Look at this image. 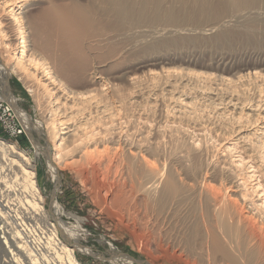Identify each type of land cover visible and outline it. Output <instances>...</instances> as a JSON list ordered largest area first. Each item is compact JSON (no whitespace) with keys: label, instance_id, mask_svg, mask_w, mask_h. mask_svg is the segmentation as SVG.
I'll return each mask as SVG.
<instances>
[{"label":"rangeland","instance_id":"1","mask_svg":"<svg viewBox=\"0 0 264 264\" xmlns=\"http://www.w3.org/2000/svg\"><path fill=\"white\" fill-rule=\"evenodd\" d=\"M62 1L69 3L71 0H57L59 3H63ZM80 1L88 6L94 4L91 5L92 12H106V7L102 4L104 2L101 3L102 0L100 2L98 0ZM91 1L93 3H90ZM35 2L34 6L26 9L29 10L26 18L28 44L38 45V52L44 63L52 66L56 72L59 71L65 75V71L61 69L62 58H59L60 47L58 43L56 44L57 38L55 37L53 43L48 46L39 40L35 43L36 40L30 26L31 21H34L35 15L49 5L50 0H36ZM128 2L132 4L133 12H145V16L142 15L144 16L142 22L136 26L129 25L130 28L127 26L116 29L117 31L115 29L114 31L112 29L103 30L104 34L107 33L105 35L109 41L106 40L102 47L108 50V47L115 48L116 46L114 50H117L114 54L120 53V58L119 62H114L112 61L114 58L111 57L114 54H109L108 64L101 67L97 86L103 87V91H99L102 97L93 96L96 98L92 100L96 101L89 102V105L79 98L76 100L71 98L69 106L74 103L76 105L71 110L65 111L64 108L59 107L61 104H56L55 98H49L42 90L38 96L33 94L31 88L27 87L28 84H24L17 75L11 73L7 78L9 87L20 98L19 105L41 124L44 133L39 135L34 129L23 126V121L13 106L5 102L0 95V140L16 145L35 162L38 173L37 181L40 188L42 186L45 189L41 191L48 196L47 212L54 219V214L50 212V199H52L50 195L54 182L48 171L44 151L49 150L54 158L56 150L47 123L50 119H55V122H60L61 127L62 121L68 122L62 127L68 126L69 128L65 131H70L61 135L65 137L64 141L62 138L58 143L66 142V145L69 144V150L67 149L64 160L58 166L62 186L56 195L65 211L62 217L69 225L78 224L69 213L83 218L82 226L87 232L85 235L82 234L80 241L83 245L90 247L91 252L84 253L74 248L75 239L69 240L61 231L57 238L68 248H74L79 262L85 264H222L220 260L200 251L199 244L195 241L197 245H192V250L195 249L192 253L188 248L189 231H193L197 222L201 223L198 213L202 210V204H200L202 199L198 197L200 196L198 192H192L188 198L185 195L179 199L175 196H169V198L167 196L160 202L161 205L164 202L165 206L157 202V205L155 204L156 206L154 205L149 211V209L144 210L145 208L140 204L144 198L142 188L153 187L156 183L152 191L155 189L153 192L158 196L163 187L162 179L169 172L174 173L183 185L204 183L214 192L219 191L220 193L228 188L225 193L237 196L239 202L241 200V204L239 203L241 208L248 215L251 214V217L255 216V222L258 220V229L263 228L259 231L263 232L261 236L264 237V206H262L263 209L260 206L257 210L251 205L256 201L261 203L260 197H264V0H128ZM0 14L3 15L1 12ZM156 17L165 21L164 26H162L163 21H158ZM178 20L184 24L181 25ZM177 21L180 23L178 27H176ZM142 24H145L146 28ZM167 25L171 28H166ZM163 27L167 30L164 31ZM179 27H181L180 30ZM130 31L132 35L129 34V36L127 34ZM134 38L137 39L134 40ZM96 54L95 50L92 54L93 63L98 61V58L95 60ZM153 56H158V59L151 60ZM143 59L151 61L144 63ZM135 77L138 81L131 82L133 81L131 79ZM65 80L73 91L87 93L89 88H93L85 81L77 84L74 79L72 81V78L68 77ZM93 93L95 95L96 92ZM116 95L119 98L122 97L121 100ZM22 126L25 129L23 133L11 134L10 130L23 129ZM73 139L76 140L74 145ZM140 149L142 151H139ZM84 151L92 152L89 157L85 158L82 156ZM136 151L162 170V174L158 175L162 178L160 179L162 182L158 176L153 180L154 178L149 179V176L140 173L143 171L139 169V164H136L138 160L134 159ZM10 158L12 156L5 154L0 147V192L3 193L2 197L9 201L16 215L18 213L22 215V210H20L22 205L29 209L31 218L28 221L24 218L25 228H28V233H24V236L32 240L37 248L36 250L32 248L30 243L29 247L21 248V253L18 248L20 249L22 245H19L17 241L19 245L17 247L9 241V237L5 236L4 241L9 246L7 250L0 238V264L5 263L2 262V259H5L2 258L5 255L4 250L5 253L10 254L11 250L13 253L16 252L20 264H24L21 260L25 257L28 258L27 264L29 262L31 264H66L65 253H61L62 258L58 252L59 244L56 242V237L50 233L52 227L49 223L52 219L45 221L39 218V215H36V208L25 204V197L29 198V193L23 191L25 183L22 178L23 173L20 172L18 164L12 163ZM237 159H242V161ZM235 164L239 167L237 168ZM94 165L98 168L100 180L106 183L109 181V184L115 182L112 183V191L107 190L102 193L105 196L108 194L107 202L101 199L95 185ZM162 175L166 176L163 178ZM147 178L152 181L150 182ZM231 180L236 181L237 184L241 183V187H235L236 185L234 186ZM135 190L138 191L135 193ZM114 191L121 194L120 198L113 196ZM240 191L251 194L250 196L247 194L250 201H242ZM133 192L135 194L140 192L142 196L139 193L136 196ZM9 193L12 195L6 199L5 196ZM122 193L125 197L130 195L126 201ZM130 197L132 200L134 198L137 200L136 204L135 199L132 201ZM138 198L142 199L138 200ZM9 221L15 225L13 212H11ZM56 246L57 248L53 249ZM23 252L28 255L25 256ZM258 260V262L256 260L258 264H264V255H261ZM8 263L6 261L5 264Z\"/></svg>","mask_w":264,"mask_h":264},{"label":"bare ground","instance_id":"2","mask_svg":"<svg viewBox=\"0 0 264 264\" xmlns=\"http://www.w3.org/2000/svg\"><path fill=\"white\" fill-rule=\"evenodd\" d=\"M32 1H34V2H32ZM35 1L36 0H0V12L3 13V15L0 14V37H1L0 38V40H1L0 41V95L5 99V102H7L9 105L11 104L13 106L15 112L20 117V119L23 121L22 122L23 123V126L25 125L27 128L29 127L31 129H34V131H36L37 133H39V135L40 134L43 135L44 132H43V128H42L41 124L38 121H35L33 119V117H31L29 115V113H27L19 105L20 98L17 97L13 93V91L11 90V88L9 87L7 78L10 76V74L11 73L12 74L14 73L15 75H17L19 77L20 80H22L24 82V84H28L27 87L29 86V89L31 88V91H32L33 94H36L38 96V94H40L39 92L42 90L44 93H46L45 95H48L49 98L50 97L55 98L56 99V104H58V103L61 104V105L58 104L59 107L60 108H64L65 111H67L68 109L71 110L76 105V103H74V104H72V105L69 106V101H70L71 98H73L75 100L77 98H79V100L81 99L83 101H86L87 104L89 102L90 103H93V101H96V100H92V99L93 98H96L97 95L100 94L99 91H103V87L101 85L100 86L98 85L99 87L97 86V84H99V80H100L99 79L100 78V75L99 74H101V67L106 66L108 64V62H107V59L108 58L107 57L109 56V54L110 55L111 54H114V51L116 52V50H117V49L114 50L116 48V46H115V48H112L111 46L108 47L109 46L108 45L107 46L108 47V50L106 49L107 51L105 50V48L102 47V45L104 44V42L107 40L106 39V35H105L107 33L105 32V34H104V31L103 30H109V29H112L113 30V29H115V31H117L116 29H122L124 27L129 26V25L130 26H136V24H139V22H142L141 20H143L142 18H144L145 12H140L139 10H138L139 12H133V9L134 8H132V4L130 5L129 2H128V0H102L101 3L104 2L102 4L104 5V7H106V12H101V11L100 12H92L93 11V8H92L91 5H94V4H91L90 5L88 3L89 6L88 5H84V4L80 3V2H82L80 0H79L80 2L78 0H76V1L71 0L69 3H64L63 1H62L63 3H59V2H57V0L56 1L50 0V2H48L49 5L47 7H44L43 10H42V12H39L37 14L38 16L35 15V20L34 21H31V25L30 26H31L32 31H33L32 32L33 33V37L36 40L35 43L39 40V41L43 42V44H45L46 46H48V45H51L53 43V39L55 37L57 38L56 44L58 43V46L60 47V52H59V55L60 56H59V58L60 57L62 58L61 69L65 71V73H64L65 75H62L61 74L62 72L61 73H59V71L56 72L53 69L52 66L44 63L43 58L41 57V55L38 52V45L34 44V45H31L30 46L28 44L29 41L27 39L29 37H28V31H27V28L28 27H27V19L26 18L28 16L27 15V12L29 10H26V9H29V7L34 6L35 5L34 3H36ZM98 1L100 2V0H98ZM90 3H93V2L91 1ZM94 3H96V2H94ZM241 3H243V2H241ZM149 5L151 6V4H149ZM232 5H234V4H232ZM238 6H240V5H238ZM152 8H153V6H152ZM152 8H151V10H152ZM156 10H158V9H156ZM94 11H96V10H94ZM149 12H151V11H149ZM149 14H147V15H149ZM157 14H160V13H157ZM142 15H144V16L142 17ZM155 16H156V14H155ZM149 17H151V16L149 15ZM149 17H147L148 20H149ZM168 17H170V16H168ZM156 18H157L158 21L160 19H162V18L159 19L158 17H156ZM152 20H153V17H152ZM157 20H155V22ZM171 20L172 21H176L174 19H171ZM160 21H163V20H160ZM178 21L180 22V20H178ZM178 21L176 23H178ZM164 22L165 21H163L162 24ZM148 23H149V21H148ZM170 23H171V21H170ZM180 23H181V25L184 24V22L183 23L180 22ZM180 23H178L176 27H178V25ZM156 24H158V23H156ZM159 25L160 24H158V26ZM173 25H174V23H173ZM130 26H129V28H130ZM139 26L141 28V24ZM143 26H145V24ZM162 26H164V24ZM137 27H138V25H137ZM147 27H148V25H147ZM165 27H163L164 28V31L167 30V29L165 30ZM140 28H139V30H141ZM145 28H146V26H145ZM166 28H169V26L167 25ZM143 29H142V31H143ZM148 29H145V30H148ZM157 29H159V27ZM180 29H181V27H179V30ZM154 30H156V29H154ZM137 31H138V29H137ZM151 31L153 32V30H151ZM125 32H126V30L124 29V33ZM154 32H156V31H154ZM157 32H159V30H157ZM129 34L132 35L131 31H130V33L128 32L127 35H129ZM134 34L136 35L135 32H134ZM138 34L139 33H137V35ZM154 34H157V33H154ZM206 34H208V33H206ZM127 35H126V38H127ZM123 37L125 38V36H123ZM123 37H122V39H124ZM110 39L114 40V38H110ZM136 39L137 38H134V40H136ZM140 39H142V38H140ZM158 39H159V37H158ZM107 41H109V39ZM115 42H116V40H115ZM144 42L146 43V41H144ZM105 44L107 45V43H105ZM109 44H110V42H109ZM115 44H117V42ZM151 45H152V43H151ZM124 49H125V47H124ZM95 50L97 52V54H96L97 57H95V60H96V58H98V61L96 60V62L93 63V60H92L93 59L92 58L93 55L92 54H93V52ZM122 53H123V49H122ZM158 56L157 57L153 56L151 60H157L158 59ZM111 57L114 58V59H112V61L117 62L118 59L120 58V53H116V54L112 55ZM121 57H122V55H121ZM151 60H144L143 62L145 63V62L149 61V63H150ZM185 61H186V59H185ZM115 64H117V63H115ZM112 65H111V67H112ZM176 68H178V67H176ZM61 69H60V71H61ZM105 70H107V69H105ZM255 73H257V72H255ZM191 76H192V74H191ZM68 77L69 78H72V81L75 80V82L77 84H80V83H82V82L85 81L87 83V85H89V86H91L93 88L92 89L89 88L87 90L88 92L86 91L87 93H85V91L82 92V93L81 92H77V91H73V89L69 88V85L67 84L68 82H65L66 81L65 78L68 79ZM196 77H197V75H196ZM262 77H263V75H262ZM131 80H133L131 82H137L138 81L136 79V77L135 78H132ZM204 80H205V78H204ZM93 92H96L95 95H94ZM93 96H96V97H93ZM98 97H100V95ZM101 97H102V95H101ZM121 98H119V99L121 100ZM97 101H98V98H97ZM238 102H239V100H238ZM72 103H73V101H72ZM80 103H81V101H80ZM84 104H86V103H84ZM259 104L257 106H259ZM261 104H263V103L261 102ZM80 105H82V104H80ZM102 105H104V104H102ZM124 105H125V103H124ZM252 105H253V103H252ZM90 107H92V106H90ZM242 107H245V106H242ZM242 107H241V109H242ZM122 108H123V106H122ZM255 109L257 110V107H255ZM252 110H254V109H252ZM258 110H260V109H258ZM259 117H257V118L259 119ZM251 122H252V120H251ZM59 123L55 122V119L54 120L53 119H50L49 122L47 123L48 124V130L49 129L51 130L50 131L51 133L48 132V134L50 133V135L52 137V142H54V146H55V150H56V152L54 154V158H52L53 157V154L51 152H49V150L48 151H44V155H45V157L47 159L48 171L50 172L52 181L55 184V189H54V191L53 190L51 191L52 194L50 195L51 196L50 198H52L51 199V210H50V212L52 211V213L54 214V219L53 220H55V222L51 221V223H49L51 225V227H52V229L50 230V233H52L56 237L55 238L56 239V242H57V244H59V250L57 249L58 252H59V254L61 255V253H65L64 256L66 257V260H65L66 261V264H85V263L79 262V260L76 258L75 250H74V248H77V249L83 251L84 253H90L91 252V248L88 247V246L83 245L81 243V241H80V238L82 237V234L85 235L86 232H87V231H85L86 229L84 230L83 229V226H82L83 218H81L80 216L75 215L73 213H69V215L72 216L78 222L77 225H69L63 219V217H62V215L65 213V211H64L63 206H61V204L59 203V201L57 199V195H56V194H58L57 191H59L61 189V186H62L61 178H60L59 172H58V166L64 160V155L66 154L67 149L69 150V146H68L69 144L66 145L65 144L66 142H64V143L63 142L62 143L60 142V144H58V143L63 138L61 135H64V134H66V133H68L70 131V130L69 131H65V129H68L69 128L68 126H63L62 127V125L68 124L67 121H62L61 122L62 123L61 124V127L59 126L60 125ZM61 130H64V131L61 132ZM64 138H63V141H64ZM65 141H67V140H65ZM72 143L74 145V143H76V140L73 139V142ZM77 146H75V147L76 148L81 147V146H78V147ZM0 147L5 152V154H7L8 156H12V158H10L11 162L14 163L15 165L18 164L17 166L19 167L20 172L23 173V175H22L23 177L22 178H24V182H25L24 183V187H23V191H26L27 193H29L28 194V197L29 198L25 197V204L28 205V207L29 206L30 207L33 206L34 208H36V210H35L36 211V215H39L38 216L39 218L45 219V221L47 219L50 220L51 219V216L47 212V209L48 208H47V203H46L48 196L45 195L42 192V191H45V189L42 188V186H41V188H42L41 189L40 188V185H39V183L37 181L38 173H37V169H36L37 168V165L35 164V162H33V160L31 158H29L24 152H22L16 145H13V144H10V143H8L6 141L0 140ZM83 147H84V145H83ZM73 149H75V148H73ZM84 149H85V147H84ZM76 150H75V152H76ZM91 150H93V149H91ZM139 151H142V149H140ZM91 152L88 153L86 151L84 154L82 153V156H85V158L87 156L89 157L90 156L89 154H91ZM134 155H135L134 159H137L138 160V162H136V164H139V167H140L139 169H141L143 171V172H140V173H143V174L149 176V179L150 178H152V179L154 178L153 180H155V178L160 173L162 174V170L159 169L157 166H155L153 163H151L148 158H145L144 156H142V154H140V152L138 153V151H136V154H134ZM237 160L242 161V159H237ZM113 161H114V159H113ZM237 164H235V165L238 168L239 165H237ZM132 169H134V168H132ZM93 170H94V173L96 174V177H95L94 182H95L96 187L98 188V193H100L99 195H101L100 196L101 199L104 202H107V200L109 199L108 194L105 196L102 193L105 192V191H107V190H109V192H110V190H111V188L113 186L112 183L114 181L109 184L108 183L109 181L106 183V181L104 182L103 180H100L99 174H98L99 171H98V168H97L96 165L93 166ZM143 174H142V176H143ZM164 176H166V175H164ZM164 176H163V178H164ZM234 176H236V175H234ZM158 178H159V176H158ZM229 178H231V177H229ZM152 179H151V181H152ZM160 179H162V178H159V180ZM156 180H158V179H156ZM162 180L164 181L163 183H161V185H163L162 189L160 188L161 190L159 191V193L156 192L157 190L155 191L156 193H158V196L155 195V193L153 192L155 189H153V191H152V188L156 184V183L154 184V181H153L154 186L152 185L153 187L150 186L151 188L150 187L149 188L148 187L142 188V189H144L143 192L141 191L143 193V195H144V198L143 199L141 198L142 200L140 198H138V200L139 199L141 200L140 202H142V203H140V204L145 208L144 210H148L149 209V211H150V209H152L153 206L157 202L160 204V202H162L163 200H165V198H167V196H168V198H169V196H175V197H177L179 199L180 197L182 198L185 195V197L188 198V196L190 194H192V192L193 193L194 192H198L199 195H200L198 197H200L202 199V203H200V204H202V210H201V213H198L199 216H200V218H198V219L201 220L200 221L201 223L197 222L196 223L197 225L195 224L194 227H193V231L190 230L192 232L189 231L190 235L188 234L189 235V238H188L187 243H188V246L189 247L188 246L187 247L191 249V253L195 250V249L192 250V247H193L192 245L195 244V242H197V244H199V248L201 249L200 251H202L204 254L208 255L209 257L210 256H213L214 259H216L218 261L220 260L224 264H258L257 263L259 261L258 259H260L261 255H264V237L261 236V233H263V232L260 233V231H262L263 228H262V230H261L260 227H259L260 229H258V227H257V225H258V222L257 221L258 220L255 222V220H256V219H254L255 216H254V218H253V216L251 217V214L248 215L241 208V206H240L241 200L239 202L238 201L239 199L237 200V198H238L237 196H232L229 193H225L227 191L226 189H228V188L225 189V192L223 191L224 193L223 192L220 193L219 191L218 192L217 191L214 192V190H211V187L209 188L208 185L205 186L204 183L203 184H200L199 183V184H194V185H192V184L183 185V184H180L179 178L174 173H172V172L171 173L169 172L168 175L164 179H162ZM156 182L159 183L158 181H156ZM232 183H233L234 186L236 185L235 187H237V188L238 187H241V183H239V182L237 184L236 181H232ZM115 189L118 190L117 188H115ZM236 189H235V191H236ZM243 189H245V188H243ZM138 190H135V193ZM0 191H1V188H0ZM122 191H124V190L122 189ZM138 193H139V195H141L140 192H138ZM123 194L124 193H122V195ZM137 194H135V195L137 196ZM247 194L249 195V193H247V192H241L240 195H241L242 201L243 200H244V202L250 201V200H248L249 197L247 198V196H248ZM120 195H121L120 193L118 194V192H115L113 196L116 197V198H120ZM111 196H112V194H111ZM129 196L130 195H127L125 197V195H123V197H125V200L124 201H126V199H128ZM30 197H31V199H30ZM132 197H130L131 200H132ZM0 198H3V197L0 196ZM193 198H195V197L193 196ZM134 199L132 201H134ZM136 199H137V197H136ZM136 199H135V204L137 202ZM201 199L199 200L200 202H201ZM5 201L10 206L9 201L8 200H5L3 198V202H5ZM260 201H261V203H258V201L252 202L251 205L254 206L255 209L259 208L260 206L262 208V206H264V197H260ZM163 203H162V205H163ZM195 203H197V201ZM135 204H134V206H135ZM243 205H242V207H243ZM163 206H165V205H163ZM23 208H25L27 212L26 211L25 212L22 211V215L21 216L18 215L19 213H18V211H16L18 213L17 214L18 220H20V222H18L20 226H18V227L12 226V230L8 226H2V231H3L2 233H3V236L4 237L7 236V237H9L11 239V236L9 234H7V231H11L13 238H15V239L16 238L23 239L22 241H18L19 242V245H22V247H20V249L18 248V251H20L21 253H22L21 248L27 247V246L29 247L30 246V243H31L24 236V233L25 234L28 233V228H25L26 227V224H25L24 218L25 219H26V217L31 218L29 216V213L30 212H29V209L28 208H26V207H23ZM9 209H10V212H12V207H9ZM4 210H6V207H4ZM127 210H128V208H127ZM0 214L3 215V212H2V209L1 208H0ZM254 214H256V213H254ZM32 218H34V217H32ZM10 219H11V215H10L9 220ZM60 231L69 240L70 239L71 240L75 239L74 240V244H73L74 248H68V246L66 244H63V242L59 241L60 239H58L57 237H58V234H59ZM185 239L187 240V238H185ZM52 240H54V239L52 238ZM27 242H28V244H27ZM8 243H9V241H8ZM16 244H17V240H16ZM197 244H195V245H197ZM49 247H50V244H49ZM54 248L56 249L57 246L56 247H53V249ZM45 249H47V248H45ZM50 249H51V247H50ZM53 251H55V250H53ZM10 252H11V254L10 253H7V252L5 253V250H4V254L5 255H4V257L2 256V258H5V259H2L1 258L2 259V262H5L6 263V261H7V262H9L11 264L12 263L15 264L16 262L19 263L18 254L16 252H14L15 253L14 254L12 252V250ZM189 252H190V250H189ZM26 255H28V254H26ZM29 255L31 256L30 253H29ZM201 255H203V254H201ZM65 257H64V259H65ZM62 258H63V256H62ZM256 260H257V262H256Z\"/></svg>","mask_w":264,"mask_h":264},{"label":"built area","instance_id":"3","mask_svg":"<svg viewBox=\"0 0 264 264\" xmlns=\"http://www.w3.org/2000/svg\"><path fill=\"white\" fill-rule=\"evenodd\" d=\"M8 111H9V108H8ZM10 112V111H9ZM22 128H23V126H22ZM24 128L23 129H18V128H13L12 130H10V132H11V134L12 135H19V134H21V133H23L24 132ZM54 189H55V184H54V188H53V191H54ZM61 190V189H60ZM60 190L59 191H57V193H59L60 192ZM9 192H12L13 193V191H9ZM2 194L3 193H1L0 192V196H2ZM10 195H12V194H6V196H5V198L6 199H9V196ZM51 200V199H50ZM0 208L2 209V212H3V215H1L0 214V238L3 240V242H4V247H5V249H7V250H9V246H8V244H6L5 243V241H4V236H3V231H2V226H8L11 230H12V225H14L12 222H10L9 221V218H10V215H11V212H10V209H9V207H11V206H9L8 204H7V202L5 201V202H3V198H0ZM4 207H6V210H4ZM20 210H24V211H26V209L25 208H23V206H21V209ZM12 212H13V218H14V221H15V227H18V226H20L19 225V223L18 222H20V220H18V216L15 214V212L13 211V209H12ZM27 212V211H26ZM52 219V218H51ZM26 220L28 221V220H30V218L29 217H26ZM3 221V222H2ZM52 221L53 222H55V220H53L52 219ZM7 234H9L10 236H11V239L9 240L10 242H12V243H14L17 247H19V245L18 244H16V240L17 241H22L23 239H21V238H13L12 237V233H11V231H7ZM3 237V238H2ZM29 242H31V246H32V248H34L35 250H36V246L34 245V242L32 241V240H28ZM27 244H28V242H27ZM23 254L26 256V252H23ZM26 260H28V258H26L25 257V259H22L21 260V262H23L24 264L26 263ZM27 264V263H26ZM29 264H31V262H29Z\"/></svg>","mask_w":264,"mask_h":264}]
</instances>
